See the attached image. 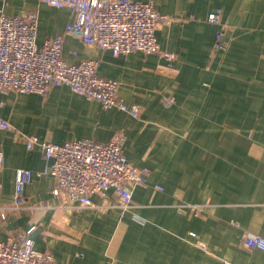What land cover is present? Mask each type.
I'll return each instance as SVG.
<instances>
[{
    "label": "crops",
    "instance_id": "0c3cea01",
    "mask_svg": "<svg viewBox=\"0 0 264 264\" xmlns=\"http://www.w3.org/2000/svg\"><path fill=\"white\" fill-rule=\"evenodd\" d=\"M152 1L173 17L157 31L173 65L162 52L114 55L83 43L65 31L69 8L0 0L9 15L37 11L39 44L63 35L66 62L97 59L98 73L117 79L118 95L141 112L104 108L68 85L46 95L0 91V119L10 124L0 127V240L31 230L57 264H264V250L242 241L245 232L264 237V0ZM221 26L232 41L226 59L215 50ZM22 133L58 143L121 133L147 180L128 209L112 188L88 205L66 202L41 173L51 160L40 146L27 149ZM19 168L33 178L18 203Z\"/></svg>",
    "mask_w": 264,
    "mask_h": 264
},
{
    "label": "built area",
    "instance_id": "2783aa9c",
    "mask_svg": "<svg viewBox=\"0 0 264 264\" xmlns=\"http://www.w3.org/2000/svg\"><path fill=\"white\" fill-rule=\"evenodd\" d=\"M50 6L69 8L73 19L65 31L83 43L110 50L114 55L141 51L163 53L173 65L175 52L161 51L157 31L160 24H170L173 17L160 13L152 0H38ZM220 10L209 20L217 23ZM39 13L31 10L9 15L0 12V91L46 95L51 88L68 85L75 93L97 100L104 108L116 107L134 117L140 107L118 95L120 82L100 75L98 60L83 59L68 63L62 56L63 35L47 36L37 41ZM224 27L216 34L215 49L221 47ZM0 127L10 124L0 119ZM27 149L40 146L51 160L41 173L51 174L55 181L53 194L66 202L91 204L90 195L105 194L112 188L120 206L128 209L133 203V190L147 180L145 169L133 165L125 154V137L115 134L108 141L83 137L63 143L21 134ZM4 154L0 150V169ZM33 178V171L19 168L16 172V199L23 201L24 185ZM162 189V187H159ZM31 230L19 231L0 240V264H57L51 252L35 247ZM242 241L251 248L264 250V237L245 232ZM224 264H232L225 261Z\"/></svg>",
    "mask_w": 264,
    "mask_h": 264
},
{
    "label": "rangeland",
    "instance_id": "374dc122",
    "mask_svg": "<svg viewBox=\"0 0 264 264\" xmlns=\"http://www.w3.org/2000/svg\"><path fill=\"white\" fill-rule=\"evenodd\" d=\"M224 28H223L224 34L222 37L223 42L221 43V47L218 49H215V50L218 51L226 59V57L229 56V54L231 52L232 41H231V37H229V35H228V29L226 27H224Z\"/></svg>",
    "mask_w": 264,
    "mask_h": 264
}]
</instances>
